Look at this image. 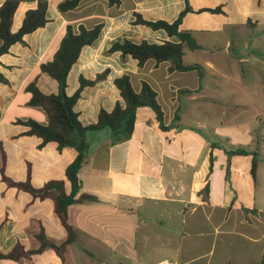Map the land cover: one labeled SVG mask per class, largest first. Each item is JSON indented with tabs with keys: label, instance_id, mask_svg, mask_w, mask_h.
Here are the masks:
<instances>
[{
	"label": "crops",
	"instance_id": "crops-1",
	"mask_svg": "<svg viewBox=\"0 0 264 264\" xmlns=\"http://www.w3.org/2000/svg\"><path fill=\"white\" fill-rule=\"evenodd\" d=\"M20 1L13 33L37 6L33 0ZM63 1L48 0L45 27L25 35L24 44L12 45L0 58V73L9 81L0 82V167L5 174L25 182L30 168L33 187L63 180L70 191L65 171L77 150L60 151L57 143L40 147L42 140L23 135L27 127L17 123H48L43 109L28 105L31 95L25 87L37 78L44 94L58 92V83L39 67L53 59L68 24L76 29L103 24L99 38L82 49L67 77L71 96L80 77L92 80L109 72L105 81L83 89L74 108L81 124H96L102 109L125 106L114 80L129 73L137 92L145 81L157 93L165 128L153 109L142 107L125 140L114 142L106 129L87 132L78 201L68 207L74 240L64 259L47 247L19 260L1 259L0 264H261L264 0H188L190 10L180 29L191 32L200 49L186 51L183 62L200 66V75L171 72L168 62L148 61L140 68L119 52L107 53L124 40L178 42L135 20L139 14L147 21L172 23L186 9L185 0H120L117 6L108 0H82L72 13H61ZM217 8L221 12L208 11ZM240 148L247 154L228 153ZM41 233L57 246L67 239L54 196L35 198L8 187L0 175V252L6 254L17 244L37 251Z\"/></svg>",
	"mask_w": 264,
	"mask_h": 264
},
{
	"label": "trees",
	"instance_id": "trees-1",
	"mask_svg": "<svg viewBox=\"0 0 264 264\" xmlns=\"http://www.w3.org/2000/svg\"><path fill=\"white\" fill-rule=\"evenodd\" d=\"M37 2L35 9L26 12L20 29L13 33L11 30L14 15L21 3L20 0H6L0 6V58L9 52L12 45L16 43H25L24 36L45 27L49 22L47 19L48 0H33ZM82 0H65L58 5L61 13L74 10ZM111 6L120 4V0H108ZM186 9L179 15L178 19L172 23L159 20L147 21L141 15H136L135 24L144 25L152 30H164L169 37H175L178 42L164 41L163 43H149L143 41L134 43L130 40L115 42L109 52H119L123 59L130 57L137 61L138 66L142 68L148 61H153L157 65L161 63H170L171 72H191L196 71L201 74V67L198 65H185L183 58L186 51H196L200 49L191 32L180 29L183 17L190 10L188 0ZM211 12H221L220 8L209 9ZM103 24L88 29L84 26H75L68 24L64 28V33L59 47L51 61L40 64L39 71L58 83V92L54 94H44L37 86V78L30 82L25 91L31 95L28 102L29 106L43 109L47 115L48 123L41 124L35 120L27 121L18 120L17 123L27 127L23 133L26 136H37L42 142L40 147L48 143H57L58 149L62 151L67 147H74L77 150L75 160L67 167L65 171L66 181L70 185V191H67L66 182L63 180H53L47 182L41 188H35L31 184V170L28 168L27 179L25 182H19L11 179L5 174L4 168L0 167L2 181L11 188L28 192L35 198L44 199L54 196L55 213L61 222V225L67 232L66 241L57 246L49 243L44 234L41 233L37 239L41 247L37 251H25L24 248L17 244L10 252L4 254L0 252L1 259L19 260L22 257L32 253L41 252L43 249L50 247L57 251L63 260V253L67 245L74 240V229L68 221V207L78 200L76 195L79 190L78 173L82 167L88 152V143L85 134L89 131L109 130L114 142H120L129 138L134 129L136 120V111L142 107H149L154 110L157 119L163 126V111L157 101V93L145 81L141 83L140 91L133 87L132 76L125 73L114 80V85L120 92L125 103L122 107L117 103L111 112L102 109L98 115V121L91 126H83L79 121V115L74 110L75 105L81 98V93L86 87H93L96 84L105 81L108 77V70L97 74L94 79H85L80 77L79 88L69 96L66 93L67 77L73 65L78 61L81 51L84 47L92 45L100 36ZM0 82L8 84L9 81L0 73ZM238 155H246L247 151L243 148L228 152ZM5 160V155L3 154ZM257 170V160L254 157L251 166L252 177L255 178ZM261 264H264V260Z\"/></svg>",
	"mask_w": 264,
	"mask_h": 264
},
{
	"label": "rangeland",
	"instance_id": "rangeland-1",
	"mask_svg": "<svg viewBox=\"0 0 264 264\" xmlns=\"http://www.w3.org/2000/svg\"><path fill=\"white\" fill-rule=\"evenodd\" d=\"M70 13H72L71 11H69ZM68 13V12H67ZM107 53H111V52H109V50L107 51ZM25 116H27V114H24ZM29 118H34V116L33 115H30V116H28ZM263 140H264V135H263ZM227 143H229L228 141H227ZM226 144V143H225ZM230 144V143H229ZM230 145H232V144H230Z\"/></svg>",
	"mask_w": 264,
	"mask_h": 264
}]
</instances>
